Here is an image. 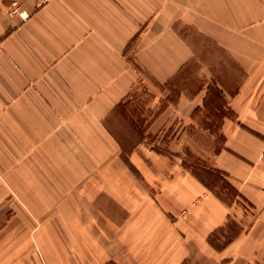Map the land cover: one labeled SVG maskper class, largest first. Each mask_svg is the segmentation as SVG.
<instances>
[{
    "label": "crops",
    "instance_id": "0c3cea01",
    "mask_svg": "<svg viewBox=\"0 0 264 264\" xmlns=\"http://www.w3.org/2000/svg\"><path fill=\"white\" fill-rule=\"evenodd\" d=\"M188 25L226 60L195 74L226 80L200 78L173 99L166 84L197 59L181 32ZM0 40V172L16 169L43 190L19 189L25 209L0 210V264L264 258V0H0ZM140 81L153 94L147 108L159 111L126 151L109 124ZM203 120H219L223 140L206 161L258 210L222 249L208 237L240 213L181 158L196 131L215 137ZM108 140L128 163H106ZM76 171L87 173L76 182ZM54 198L66 205L33 206Z\"/></svg>",
    "mask_w": 264,
    "mask_h": 264
},
{
    "label": "rangeland",
    "instance_id": "374dc122",
    "mask_svg": "<svg viewBox=\"0 0 264 264\" xmlns=\"http://www.w3.org/2000/svg\"><path fill=\"white\" fill-rule=\"evenodd\" d=\"M181 32L184 35L186 39L190 42L192 45L194 51H196L197 59L192 61L190 63L191 72L185 75H182L180 78L175 79L174 81L167 83L166 85L171 89V95L170 97L175 99L178 96L179 91L181 90H188L193 91L195 86H198V80L204 84L209 83V85H213L211 80L214 81L218 79H224L226 80V74H219L217 76H214L215 78H211L210 75H205L198 77V75L195 74V71H199L200 68L211 70L212 66L220 65L226 61L222 57H218V55H221L219 49L212 43L211 38L206 35H201L195 31V29L192 26H185L181 28ZM212 53L214 55V59L212 58ZM231 67L229 63V68ZM230 77V76H229ZM236 77V81L234 83L235 86H237V80H239L238 76ZM163 87V86H161ZM153 94L148 90V88L140 81V83L136 86V88L131 92V94L127 97V103L125 110L123 108H118L117 112L115 113L116 119H112L110 121V127L114 134L120 136V138L117 140L118 142L121 141L125 147L126 151H129L136 142V138L142 134V132L146 129V120H149V118L157 113L159 110L147 108V104L152 101ZM161 106V104L159 105ZM158 106V107H159ZM155 112V113H154ZM133 119V122H130L128 118ZM138 121V123L136 122ZM210 123V124H209ZM207 123L203 120L202 126H211L212 130L214 129L216 133H214L215 137L212 138L211 134L208 131H196L195 134L197 135L196 139L194 140L196 143L192 144V148H186V151L182 155V160L187 165L195 166V161L197 158H200L202 161L209 164L205 157L209 155L210 153L217 151L221 148L222 145V138L219 135L218 127L220 125V121H213ZM138 125V126H136ZM139 127V128H138ZM135 137V138H134ZM120 143V142H119ZM108 147V155L106 163L108 165L113 166L112 164L118 163V162H124L128 163L129 160L125 154H123L122 160L118 158V153L116 151V147L112 144L111 141L108 140L107 143ZM113 146V147H112ZM166 146L164 143H161L160 147L165 148ZM77 147V146H76ZM76 149V148H75ZM124 149V148H123ZM77 151V149H76ZM201 155V156H200ZM16 157V158H15ZM15 160L17 161L18 156H14ZM78 156L76 155V159ZM180 158V159H181ZM181 161V160H180ZM131 169V166H130ZM17 170L10 168L6 169V172H0V210H10L11 212L25 209L24 204L19 201L18 193L17 191L19 189L24 191H31V194L35 196L36 192L34 190L42 191L41 188H34L29 187L27 184H24V182H21V180L18 177H15L17 174ZM64 175H72V172H64ZM87 172L82 171H76L74 172L75 180L77 182V179L84 178ZM92 174L96 172H91ZM114 174L113 170H107V175ZM4 174V175H3ZM60 176L62 177V172H59ZM6 177V178H5ZM66 177V176H65ZM80 186L75 187V191L78 190ZM61 189V188H59ZM33 190V191H32ZM46 193L50 195H59L58 188L56 187H48L45 188ZM40 193V192H38ZM46 193H44V196H46ZM56 196V195H55ZM32 198V197H31ZM55 199V198H54ZM236 200L232 204L236 205L237 211L240 213L241 219L239 221L236 218L230 217L228 222L226 223V226H223L222 228H218L212 237V241L216 245H223L224 243L229 244L231 239L237 235L240 231V228L245 229L246 231L250 230V227L253 225L254 221L256 220V217L258 216V210L254 208V206L249 202L243 200L241 197H236ZM62 201H57L56 199L51 202L47 203L45 201H41L39 203H34V208L40 210H46V206L49 205L52 207V209H57L61 205H66L65 203H61ZM235 213V212H234ZM236 214V213H235ZM237 215V214H236ZM238 216V215H237ZM15 226H19V219H16ZM34 222H39L41 220H33ZM36 225V224H35ZM229 241V242H228ZM226 244V245H227ZM224 261L229 262L230 258L224 259ZM227 262L224 264H227ZM113 264V263H108ZM183 264H194L191 260H186ZM248 264H264V258L263 257H254L251 261H249Z\"/></svg>",
    "mask_w": 264,
    "mask_h": 264
},
{
    "label": "trees",
    "instance_id": "16d2710c",
    "mask_svg": "<svg viewBox=\"0 0 264 264\" xmlns=\"http://www.w3.org/2000/svg\"><path fill=\"white\" fill-rule=\"evenodd\" d=\"M123 108L125 110L126 105L121 103L118 107ZM130 122H133L132 117L128 118ZM136 122V121H135ZM138 123V121L136 122ZM138 126V125H136ZM139 128V127H138ZM120 145L124 150L126 149L125 145L121 142ZM184 166L194 174L199 180L208 187L216 196H218L221 200H223L227 204H232L236 197H241L243 200L248 201L239 191L238 189L230 182L227 178L225 172L211 167L206 162L202 161L200 158H197L195 161V166L187 165L183 162ZM216 231L212 232L208 237L209 242L217 249H222L226 246L227 243L219 246L216 245L212 241V237L214 236ZM237 234V233H236ZM229 242V241H228Z\"/></svg>",
    "mask_w": 264,
    "mask_h": 264
},
{
    "label": "built area",
    "instance_id": "2783aa9c",
    "mask_svg": "<svg viewBox=\"0 0 264 264\" xmlns=\"http://www.w3.org/2000/svg\"><path fill=\"white\" fill-rule=\"evenodd\" d=\"M3 52H4V48H3L2 41L0 40V56L3 54Z\"/></svg>",
    "mask_w": 264,
    "mask_h": 264
}]
</instances>
